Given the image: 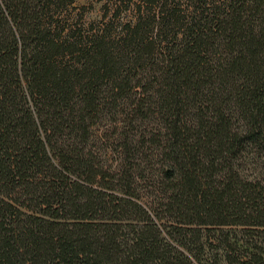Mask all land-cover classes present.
Masks as SVG:
<instances>
[{
  "label": "trees",
  "instance_id": "obj_1",
  "mask_svg": "<svg viewBox=\"0 0 264 264\" xmlns=\"http://www.w3.org/2000/svg\"><path fill=\"white\" fill-rule=\"evenodd\" d=\"M73 1L0 0V264H264V0Z\"/></svg>",
  "mask_w": 264,
  "mask_h": 264
},
{
  "label": "rangeland",
  "instance_id": "obj_2",
  "mask_svg": "<svg viewBox=\"0 0 264 264\" xmlns=\"http://www.w3.org/2000/svg\"><path fill=\"white\" fill-rule=\"evenodd\" d=\"M164 1L167 3L166 9H173L175 4H179L182 11L192 12L194 9L190 0H159L160 6ZM140 3L141 0L128 4L119 0H74L61 17L68 25L65 34L81 31L83 37L94 38L110 31L114 40H120L125 26L136 23L138 14L135 8ZM209 3H217V0H209ZM160 6L154 7V16L159 14Z\"/></svg>",
  "mask_w": 264,
  "mask_h": 264
}]
</instances>
